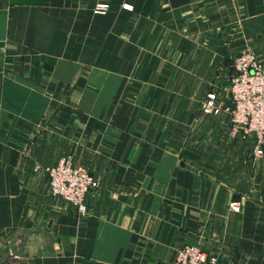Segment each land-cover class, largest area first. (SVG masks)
<instances>
[{
	"label": "crops",
	"instance_id": "0c3cea01",
	"mask_svg": "<svg viewBox=\"0 0 264 264\" xmlns=\"http://www.w3.org/2000/svg\"><path fill=\"white\" fill-rule=\"evenodd\" d=\"M241 45L264 62V0H0V264H264V155L226 135ZM66 156L85 215L49 193Z\"/></svg>",
	"mask_w": 264,
	"mask_h": 264
},
{
	"label": "built area",
	"instance_id": "2783aa9c",
	"mask_svg": "<svg viewBox=\"0 0 264 264\" xmlns=\"http://www.w3.org/2000/svg\"><path fill=\"white\" fill-rule=\"evenodd\" d=\"M105 6H98V11ZM234 73L227 90L231 106L225 108L229 114L226 135L253 139V160L263 157L264 147V62L251 51L243 49L233 59ZM203 114H219L220 102L214 93H208L199 104ZM49 179V193L74 205L80 215L87 213L86 195L97 187V181L82 166H74L72 158L66 156L44 169ZM229 209L239 211V203L231 202ZM174 264H221L218 257L206 253L197 245H183L175 252Z\"/></svg>",
	"mask_w": 264,
	"mask_h": 264
},
{
	"label": "rangeland",
	"instance_id": "374dc122",
	"mask_svg": "<svg viewBox=\"0 0 264 264\" xmlns=\"http://www.w3.org/2000/svg\"><path fill=\"white\" fill-rule=\"evenodd\" d=\"M239 48V51H241V50H243V49H247V50H249V51H251L256 57H258L257 55H256V53H255V51L252 49V47H250L249 45H241L240 47H238ZM238 51V52H239ZM232 64H233V60H232ZM230 79L231 78H229V80H228V82H227V85H226V91L228 90V87H229V83H230ZM229 98V97H228ZM202 100V99H201ZM200 100V101H201ZM200 101L198 102V104H200ZM186 144V143H185ZM183 146H184V143H183ZM263 155H264V153H263ZM252 158H253V156H252ZM262 159V158H261ZM261 159H259V160H256V161H254L253 159H252V162L254 163V164H256V163H258ZM83 167V166H82ZM85 168V167H84Z\"/></svg>",
	"mask_w": 264,
	"mask_h": 264
},
{
	"label": "snow or ice",
	"instance_id": "6c2138e0",
	"mask_svg": "<svg viewBox=\"0 0 264 264\" xmlns=\"http://www.w3.org/2000/svg\"><path fill=\"white\" fill-rule=\"evenodd\" d=\"M127 6V5H126Z\"/></svg>",
	"mask_w": 264,
	"mask_h": 264
}]
</instances>
